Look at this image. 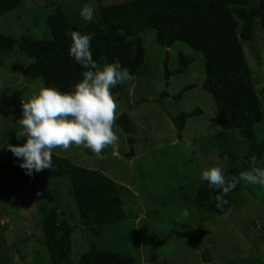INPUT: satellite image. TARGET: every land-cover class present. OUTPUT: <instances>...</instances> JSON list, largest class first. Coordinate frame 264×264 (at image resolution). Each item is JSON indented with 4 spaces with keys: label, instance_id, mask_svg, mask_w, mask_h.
<instances>
[{
    "label": "rangeland",
    "instance_id": "1",
    "mask_svg": "<svg viewBox=\"0 0 264 264\" xmlns=\"http://www.w3.org/2000/svg\"><path fill=\"white\" fill-rule=\"evenodd\" d=\"M122 1L126 0H103V4ZM85 4L94 7L95 0H21L19 7L0 15V34L49 38L46 19L55 7H62L69 18L85 24L88 22L79 15ZM154 35L153 30L141 33L145 71L132 76L113 94L116 117L127 113L133 132L126 135L115 124L118 147L114 150L109 146L99 155L75 145L67 151L53 149L71 163L100 170L127 188L130 193L125 194H132L135 203L126 205V219L91 236L74 206L67 177L37 185L26 205L13 198L0 201V264H50L48 252L40 244L42 215L38 210L47 194L53 196L49 203L59 218L73 225L68 264H79L81 253L94 240L102 248L131 255L136 264H264V186L241 181V189L231 195L232 211L226 215L210 216L190 207L189 198L202 171L219 166L225 172L239 165L248 144L237 130L219 127L214 102L200 87L204 79L201 54L182 42L163 47ZM253 38L242 46L263 111V122L254 127L260 141L264 138V33L256 22ZM177 51L193 61L181 74L171 76L166 87L164 61L167 59L168 69H173ZM0 59V162H5L11 154L8 144L26 141V137L16 138L21 126L15 118V104L38 91L43 82L23 76V67L32 59L18 48ZM188 84L196 86L180 100L172 98ZM163 91L168 97L159 104L155 99ZM194 108L201 113L188 118L178 134L170 117ZM258 162L264 166V155ZM153 235L161 241L157 247H152Z\"/></svg>",
    "mask_w": 264,
    "mask_h": 264
},
{
    "label": "trees",
    "instance_id": "2",
    "mask_svg": "<svg viewBox=\"0 0 264 264\" xmlns=\"http://www.w3.org/2000/svg\"><path fill=\"white\" fill-rule=\"evenodd\" d=\"M20 3L21 0H0V15L19 7ZM94 9L95 20L83 24L69 18L62 7H55L46 19L49 38H15L0 34V56L18 48L22 55L32 59L23 67V76L39 78L43 84L67 92L74 89L75 83L83 78L82 73L86 71L69 54L71 31L92 35L91 52L98 64L118 59L122 67L129 69L134 76L145 71L141 33L153 30L157 44L171 48L175 43L182 42L201 54L204 79L200 87L214 102L219 127L222 130H237L248 144L242 161L226 170L225 176H238L241 171L248 170L252 156H256L258 161L262 159L264 138L257 139L254 127L263 122V111L242 43L254 39L255 22L264 33V0H126L111 4L95 0ZM192 61V57L177 51L175 67L169 70L166 59L163 65L165 86H168L171 76L181 74ZM195 86H183L172 98L180 100L186 91ZM121 88L122 84L116 85L111 89L112 94ZM167 97L168 94L163 91L155 100L161 104ZM200 113L201 110L194 108L171 116L176 132L180 134L187 119ZM21 117L22 104L18 100L15 118L19 121ZM115 124L126 135L133 132L134 124L127 113L118 115ZM21 163L22 158L15 157L12 152L7 161L0 162V201L5 203L13 198L18 204L26 205L34 196L37 185L67 177L74 206L91 236L99 235L106 225L125 220L126 205L135 203L132 194H125L127 188L100 170L77 166L55 153H52L49 169L33 171L31 175L20 167ZM240 189L241 182L225 196L222 190L210 187L208 181L201 178L196 182L189 204L199 213L226 215L233 208L231 195ZM217 197L228 200L223 209L216 206ZM52 199L53 196L47 194L38 207L42 215L40 244L46 248L50 264H68L73 225L68 219L59 218L56 209L49 203ZM68 217L72 218L73 214H68ZM151 244L152 247L161 244L158 236H152ZM79 264H136V261L129 254L102 248L94 240L81 253Z\"/></svg>",
    "mask_w": 264,
    "mask_h": 264
},
{
    "label": "clouds",
    "instance_id": "3",
    "mask_svg": "<svg viewBox=\"0 0 264 264\" xmlns=\"http://www.w3.org/2000/svg\"><path fill=\"white\" fill-rule=\"evenodd\" d=\"M79 15L85 22H92L96 13L91 4H85ZM69 35V54L86 69L83 78L75 83L72 91H61L42 83L38 91L22 99L21 129L16 138L26 137V141L7 146L15 157L22 158L20 167L29 175L52 166L55 148L67 151L75 145L99 155L109 146L114 150L118 147L119 138L114 131L118 106L111 89L131 80L132 75L118 59L98 64L91 52V34L71 31ZM187 147H192L191 141L187 142ZM258 163L257 157L252 156L248 170L229 177L221 167L212 166L202 171V178L210 187L222 190L225 196L241 181L264 186V166ZM226 204L227 199L217 197L218 208L223 209ZM183 215L187 217L189 213L185 211Z\"/></svg>",
    "mask_w": 264,
    "mask_h": 264
}]
</instances>
